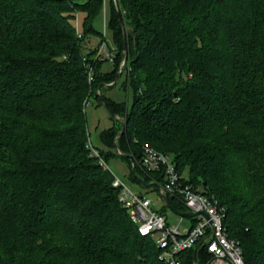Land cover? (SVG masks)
<instances>
[{
    "label": "trees",
    "instance_id": "trees-1",
    "mask_svg": "<svg viewBox=\"0 0 264 264\" xmlns=\"http://www.w3.org/2000/svg\"><path fill=\"white\" fill-rule=\"evenodd\" d=\"M115 1L122 23L110 0L106 73L109 61L83 50L103 39L91 22L102 0H0V264H165L100 165L118 151L133 182L162 187L141 165L145 144L218 200L244 263L264 264V0ZM118 73L129 107L102 96ZM101 96L112 124L99 138L115 154L88 140L85 103ZM195 249V264L212 260L200 244L181 264Z\"/></svg>",
    "mask_w": 264,
    "mask_h": 264
},
{
    "label": "built area",
    "instance_id": "built-area-1",
    "mask_svg": "<svg viewBox=\"0 0 264 264\" xmlns=\"http://www.w3.org/2000/svg\"><path fill=\"white\" fill-rule=\"evenodd\" d=\"M102 2L103 39L93 48V58L99 61H111L114 47H110L105 39V0ZM122 69L123 63L119 67V72ZM90 73L91 68L88 67L89 81L92 80ZM88 105L89 102H86L85 106ZM88 146L91 148L90 143ZM142 152V167L149 173H162L164 180L162 192L177 196L184 203L187 212L195 214L194 224L179 231L176 226L167 223L165 216L151 208V201L148 198L134 193L122 180L112 176V186L119 189V202L128 211L132 222L137 225L138 233L155 239L161 250L159 260L165 264H181L179 260L181 252L203 244L212 256V260L207 264H245L238 242L228 237L223 223L224 209L218 200L203 195L199 188H193L188 184V178L176 171L169 155L157 151L148 144L143 145ZM93 153L97 154L95 151ZM100 165L108 170L104 161L100 160Z\"/></svg>",
    "mask_w": 264,
    "mask_h": 264
},
{
    "label": "rangeland",
    "instance_id": "rangeland-1",
    "mask_svg": "<svg viewBox=\"0 0 264 264\" xmlns=\"http://www.w3.org/2000/svg\"><path fill=\"white\" fill-rule=\"evenodd\" d=\"M110 0H105V20H106V33L105 39L110 47H113L112 43V34L108 27L109 21V13H110ZM115 3V1H114ZM85 17L84 13H78L75 19L72 21L74 27L77 29L78 33L82 32V23L83 18ZM92 25L100 33H103V8L100 13L92 19ZM101 40L94 37H89L86 39L84 43V51L92 50L95 46L98 45V42ZM113 70L112 62H105L101 66V72H111ZM125 80V75L117 76L116 85L112 87V85H104L103 88V98H107L111 101L117 103L127 104L129 107L132 103V90L129 89L127 92L123 89V83ZM99 91V90H98ZM100 93V91H99ZM86 124H87V132L89 134L88 140L91 143V146L100 148L104 152H113L100 142L99 133L107 128H109L112 124V120L110 118L109 112L107 108L102 104H99L94 98L90 99V104L84 108ZM115 154V153H114ZM107 168L120 180H122L127 187L133 191L134 193H141L146 198L151 201V208L153 210H161L163 206L162 199L159 193L156 190H146L140 184L133 182L129 178L130 174V166L128 163L120 158V156H112L107 159ZM165 217L167 223L171 226H177L178 230L181 231L183 228H188L190 226L191 221L187 218H180L179 216L173 214L171 211L166 209Z\"/></svg>",
    "mask_w": 264,
    "mask_h": 264
},
{
    "label": "water",
    "instance_id": "water-1",
    "mask_svg": "<svg viewBox=\"0 0 264 264\" xmlns=\"http://www.w3.org/2000/svg\"><path fill=\"white\" fill-rule=\"evenodd\" d=\"M115 5H116V8H117V12H118V15H119L120 21H121V23H122V16H121V13H120V10H119V8H118V6H117L116 1H115ZM122 25H123V24H122ZM126 60H127V56H126V54H125L124 59H123V62H122L123 65L125 64ZM119 74H120V73H118V76H119ZM115 83H116V82H115ZM112 84H113V83H112ZM112 84H110V85H112ZM101 88H102V85H101V87L99 88V91H100ZM101 99H102L103 104L105 105V102H104L102 96H101ZM123 131H124V129L122 128L120 133L122 134ZM116 150H117V148H116ZM117 153H118L120 156L131 158L130 156L123 155V154H121V153L118 152V151H117ZM132 172L134 173V168L132 169ZM138 182H139L144 188H146V189H149L150 187H155V188L157 189V191L161 194L163 200L166 202L167 207H168L170 210H172L176 215H178V216H182V217H191V218H194V217H195V214H194V213H191V212H184V213H182V212H178V211H176V210H173V209L168 205V198H167V195L164 194V193L162 192L161 187L158 186L157 184H155V183H149V184H146V183H145L142 179H140V178H138ZM204 186H205V184H204ZM196 256H197V249H195V250H194V253H193V263H196Z\"/></svg>",
    "mask_w": 264,
    "mask_h": 264
},
{
    "label": "crops",
    "instance_id": "crops-1",
    "mask_svg": "<svg viewBox=\"0 0 264 264\" xmlns=\"http://www.w3.org/2000/svg\"><path fill=\"white\" fill-rule=\"evenodd\" d=\"M108 171V173H109V175H111V176H115L109 169L107 170ZM116 177V176H115ZM159 193V192H158ZM159 195H160V197H161V199L163 200V198H162V196H161V194L159 193ZM169 211H171L173 214H175L172 210H170L169 208H167ZM187 212V211H186ZM176 215V214H175ZM178 216V215H177ZM180 218H187V219H190L191 217H182V216H179ZM192 222L190 223V226L188 227V228H190L191 226H192ZM177 227V226H176ZM183 229H186V228H183Z\"/></svg>",
    "mask_w": 264,
    "mask_h": 264
}]
</instances>
